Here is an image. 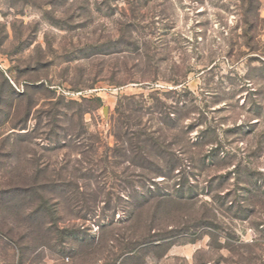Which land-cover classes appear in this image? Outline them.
<instances>
[{
    "label": "rangeland",
    "instance_id": "rangeland-1",
    "mask_svg": "<svg viewBox=\"0 0 264 264\" xmlns=\"http://www.w3.org/2000/svg\"><path fill=\"white\" fill-rule=\"evenodd\" d=\"M257 1L0 0V264H264Z\"/></svg>",
    "mask_w": 264,
    "mask_h": 264
},
{
    "label": "trees",
    "instance_id": "trees-1",
    "mask_svg": "<svg viewBox=\"0 0 264 264\" xmlns=\"http://www.w3.org/2000/svg\"><path fill=\"white\" fill-rule=\"evenodd\" d=\"M249 2H250V4L252 3V5H253V3L254 2H256L257 3V6H256V9L258 8V1L257 0H248ZM249 10V11H248ZM247 10V12H250V7H249V9ZM248 19V18H247ZM19 187H10L9 189H5V190H3V191H1V194L3 195V197L5 198H3L4 200H6V199H8L10 196H13V194L14 193H18L19 191ZM43 198V197H42ZM44 202H45V200H44V198L42 199ZM43 205H41L40 207H38V209L39 208H41ZM22 237H24V236H22ZM21 237V238H22ZM0 238H2V239H4V240H10L12 243H13V246H12V248L14 249V251L15 252H18L19 253V255H20V258H21V256H22V249H23V247H22V245L20 244V237L19 238H15L14 236H13V227H9L7 230H4L1 226H0Z\"/></svg>",
    "mask_w": 264,
    "mask_h": 264
},
{
    "label": "water",
    "instance_id": "water-1",
    "mask_svg": "<svg viewBox=\"0 0 264 264\" xmlns=\"http://www.w3.org/2000/svg\"><path fill=\"white\" fill-rule=\"evenodd\" d=\"M105 110H106V108H105Z\"/></svg>",
    "mask_w": 264,
    "mask_h": 264
}]
</instances>
